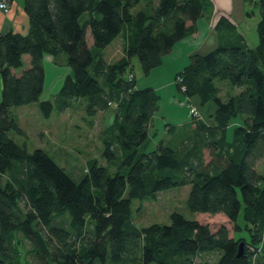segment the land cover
<instances>
[{
  "label": "trees",
  "instance_id": "trees-1",
  "mask_svg": "<svg viewBox=\"0 0 264 264\" xmlns=\"http://www.w3.org/2000/svg\"><path fill=\"white\" fill-rule=\"evenodd\" d=\"M207 4L25 0L29 32L0 34V264H22L25 240L28 264H202L197 259L209 254H217L213 264H264V170L257 168L264 161V0L257 3L256 47L221 16L217 46L193 54L176 74L178 90L205 116L167 123L165 138L152 149L149 129L161 96L130 77L134 56L148 75L161 66L197 31ZM118 38L124 56L112 62L105 49ZM25 54L31 65L23 69ZM45 54L57 63L66 55L72 69L55 102L41 100ZM217 81L239 92L224 100ZM74 99H86L91 116L117 106L101 137L103 156L118 163L115 172L93 158L76 181L46 150L29 151L10 136L12 130L26 136L12 107L38 102L49 118ZM235 118L241 121L231 127ZM183 185H190L191 212L225 214L234 235L225 224L213 230L179 212L170 224H135L133 200H155L160 191ZM243 227L250 238L235 236Z\"/></svg>",
  "mask_w": 264,
  "mask_h": 264
},
{
  "label": "rangeland",
  "instance_id": "rangeland-1",
  "mask_svg": "<svg viewBox=\"0 0 264 264\" xmlns=\"http://www.w3.org/2000/svg\"><path fill=\"white\" fill-rule=\"evenodd\" d=\"M90 42L91 37L88 36ZM122 41L118 38L112 45L105 49V55L109 61H116L122 56ZM45 70L47 74L46 86L41 95V100L50 99L55 102L64 78L71 73L70 65L55 62L54 57L46 54ZM131 66L136 77L137 87H153L159 93V109L155 112L152 124L149 129V148L155 147L157 142L165 138L167 123L175 122L181 125L188 117H191L189 99L177 88L176 74L179 63L174 60H166L164 64L152 70L148 75L142 68L137 56L132 58ZM180 70V69H179ZM20 71V69L18 70ZM220 82V81H217ZM222 96L234 93V90L225 83H222ZM1 91V90H0ZM12 113L26 131V136L15 131H10V136L19 144H27L29 151L36 148L46 150L50 156L74 178L82 180L86 174L88 160L97 158L99 163L107 166L111 173L115 172L118 163H109L103 156L104 143L102 133L114 123L117 106L112 104L106 110L91 116L86 108V99H74L68 107L60 110L59 107L47 118L43 115L38 104L32 103L23 106L12 107ZM241 120L235 118L232 124ZM182 129V126H180ZM257 168L264 170V161L258 163ZM190 185L177 186L159 192L157 199L140 201L133 200V218L138 227L148 226L152 223H171V214L179 212L187 218L197 219L203 223H209L213 230H217L222 224L229 227L233 233V224L223 213L211 214L207 212H191L187 207V197ZM242 216L239 222L242 223ZM236 237L250 238L249 232L243 227L235 234ZM31 247L29 241L20 244L22 264H28L27 249ZM217 254L203 255L197 259L202 264H213ZM56 264V263H51Z\"/></svg>",
  "mask_w": 264,
  "mask_h": 264
},
{
  "label": "crops",
  "instance_id": "crops-1",
  "mask_svg": "<svg viewBox=\"0 0 264 264\" xmlns=\"http://www.w3.org/2000/svg\"><path fill=\"white\" fill-rule=\"evenodd\" d=\"M258 1L260 0H208L209 4H207L206 6L205 13L203 17L198 21L197 31L179 41L171 50V52H169L164 57L163 64L166 60L177 61L179 63L177 71L179 72L189 63L190 58L193 54H204L216 47L219 41V35L216 30V23L221 16H226L231 19L237 25L238 31L245 37L247 44L250 47H256L260 41L257 28L258 23L261 20V11L259 6L257 5ZM9 4L10 8L8 12H5L0 8V34L8 33L11 31L24 35L27 34L30 30V19L27 12L25 11V0H12ZM48 55L52 56L50 54ZM45 56L44 64L46 62ZM122 56H124V52H122ZM23 58L25 63L23 69L29 68L31 65L30 55L25 54ZM63 63H66V59L64 57ZM23 69H20V71H14L17 73V75H20ZM222 83L230 86V88H232L231 91L234 90V93L231 94H236L239 92V89L233 88L228 82L220 81L217 82V85L220 88L221 96ZM228 95L230 94L228 93ZM228 95L226 96V98L222 96L223 99L226 100L228 98ZM190 119L191 117H188L186 121H189ZM232 125L234 124L231 123V127ZM232 235H234V233H232Z\"/></svg>",
  "mask_w": 264,
  "mask_h": 264
},
{
  "label": "built area",
  "instance_id": "built-area-1",
  "mask_svg": "<svg viewBox=\"0 0 264 264\" xmlns=\"http://www.w3.org/2000/svg\"><path fill=\"white\" fill-rule=\"evenodd\" d=\"M0 8L5 11L8 12L9 8H10V4H9V0H0ZM130 77L133 78L134 74L132 72H130ZM185 89V88H184ZM112 104V103H111ZM191 107V113L198 117V118H204V114L203 111L196 105V104H190Z\"/></svg>",
  "mask_w": 264,
  "mask_h": 264
},
{
  "label": "water",
  "instance_id": "water-1",
  "mask_svg": "<svg viewBox=\"0 0 264 264\" xmlns=\"http://www.w3.org/2000/svg\"><path fill=\"white\" fill-rule=\"evenodd\" d=\"M244 245H245V242L242 241L239 245V249H238V253H237L238 257H241L244 254Z\"/></svg>",
  "mask_w": 264,
  "mask_h": 264
}]
</instances>
